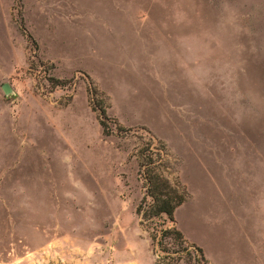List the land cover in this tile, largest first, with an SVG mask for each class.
Segmentation results:
<instances>
[{"label": "rangeland", "instance_id": "374dc122", "mask_svg": "<svg viewBox=\"0 0 264 264\" xmlns=\"http://www.w3.org/2000/svg\"><path fill=\"white\" fill-rule=\"evenodd\" d=\"M3 84L0 264H153L147 162L208 264L264 261V0H0Z\"/></svg>", "mask_w": 264, "mask_h": 264}, {"label": "trees", "instance_id": "16d2710c", "mask_svg": "<svg viewBox=\"0 0 264 264\" xmlns=\"http://www.w3.org/2000/svg\"><path fill=\"white\" fill-rule=\"evenodd\" d=\"M20 29L23 31L22 26H20ZM85 79V91L88 100L89 102H95L97 105V101H95L97 92L88 78L85 77ZM48 83L52 89L62 87L65 84L63 81L53 79L48 80ZM98 111V124L101 129V134L107 136L110 134V131L103 123L105 119L104 109H99ZM157 155V161H159L160 155L158 153ZM149 164L151 162H147L141 165V167L139 166L140 168L144 167V194L135 207L134 214L139 220V225L143 222L152 223L155 220L163 219L162 227L160 228L145 227L151 231L149 239L152 255L157 257L153 264H177L180 261L191 264H207L202 255V251L195 245L185 242L182 235L174 228L173 212L184 203L186 198L185 193L179 191L178 185L170 184L168 180L152 170V166L146 168V165ZM165 221L166 225L164 223ZM166 246L172 247V249L170 250Z\"/></svg>", "mask_w": 264, "mask_h": 264}, {"label": "crops", "instance_id": "0c3cea01", "mask_svg": "<svg viewBox=\"0 0 264 264\" xmlns=\"http://www.w3.org/2000/svg\"><path fill=\"white\" fill-rule=\"evenodd\" d=\"M230 179L231 178L227 177L226 169H225L224 177L223 179H220L219 182H220V186H222V191L224 194V200L226 204L228 203V201H233L231 206L234 208L235 212H237L236 210L238 208V205H237L238 199H239L238 197H242V195H240L239 190L237 188H233L232 182ZM231 206H230V209H231ZM257 211L258 209L253 210V212L255 213ZM241 213L248 214L251 212L242 210ZM236 214L237 213H235V215ZM233 249L235 250V248H232V249L229 248V251H232ZM231 253H232L231 257H233L235 253L233 252ZM240 253H241L242 259L239 261V264H264L263 260H258L257 248L253 246L252 243L242 242L241 247H240ZM206 262L207 264L209 263L208 260ZM220 263L221 264H234L235 262L233 260H220Z\"/></svg>", "mask_w": 264, "mask_h": 264}, {"label": "water", "instance_id": "95a60500", "mask_svg": "<svg viewBox=\"0 0 264 264\" xmlns=\"http://www.w3.org/2000/svg\"><path fill=\"white\" fill-rule=\"evenodd\" d=\"M0 90H1V92H2V94H3L4 96L12 95V93H11L9 87H8L7 85H5V84L1 85Z\"/></svg>", "mask_w": 264, "mask_h": 264}]
</instances>
